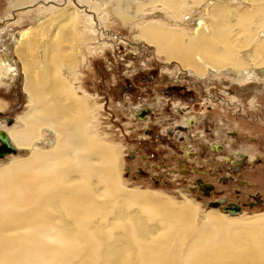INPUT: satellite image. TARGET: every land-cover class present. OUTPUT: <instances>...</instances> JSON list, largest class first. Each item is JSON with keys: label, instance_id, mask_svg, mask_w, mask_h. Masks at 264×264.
Masks as SVG:
<instances>
[{"label": "bare ground", "instance_id": "obj_1", "mask_svg": "<svg viewBox=\"0 0 264 264\" xmlns=\"http://www.w3.org/2000/svg\"><path fill=\"white\" fill-rule=\"evenodd\" d=\"M39 1L10 0L5 16L39 13L14 46L26 110L11 128L0 125L16 149L6 156L28 152L0 167V264H264V212L201 218L188 199L178 204L120 183L81 80L82 34L96 21L86 7L94 14L105 0ZM231 1L111 0L109 7L139 42L193 76L264 78V0ZM21 18L14 24L28 22ZM6 60L0 56V84L11 74Z\"/></svg>", "mask_w": 264, "mask_h": 264}, {"label": "rangeland", "instance_id": "obj_2", "mask_svg": "<svg viewBox=\"0 0 264 264\" xmlns=\"http://www.w3.org/2000/svg\"><path fill=\"white\" fill-rule=\"evenodd\" d=\"M9 1L0 0V56L8 58L6 62L12 66L10 79L5 78L0 84L2 129L14 126L16 118L26 110L24 76L14 46L21 29L32 26L31 20L39 18L36 11L29 12L27 17L19 16L28 22L15 25L20 19L17 12L26 10L23 9L14 12V19L5 21ZM108 1H103L105 5L102 2L103 7L94 14L86 7V15L96 21L86 23L88 28L92 26V33L82 34L81 49L87 66L81 80L87 94L95 99L98 137L115 151L120 183L128 190L157 193L178 204L188 199L196 205L201 218L209 211L225 220L263 213L264 78L256 76L247 82L225 72L203 79L193 76L139 42L131 26H124L113 17L111 0ZM104 12L108 13L107 18ZM196 19L192 23H197ZM79 95L83 93L80 91ZM212 97L216 100L204 103ZM143 109L147 113L138 119L137 113ZM185 119L194 124L186 125ZM177 126L186 130L180 131ZM46 137L51 138V134L47 132ZM27 155L21 149L17 155L0 159V167ZM197 180L214 187L208 196L199 189L189 191ZM223 199L226 202L221 206L239 202L242 212L229 216L219 207H204Z\"/></svg>", "mask_w": 264, "mask_h": 264}, {"label": "water", "instance_id": "obj_3", "mask_svg": "<svg viewBox=\"0 0 264 264\" xmlns=\"http://www.w3.org/2000/svg\"><path fill=\"white\" fill-rule=\"evenodd\" d=\"M261 72L264 75V68L261 70ZM7 121L10 123V120H7ZM11 153L12 154H15L16 153V149L10 144L9 138H8L7 134L5 133V131L0 130V159L4 158L6 155H9ZM196 182H197L196 185H198V187H201L202 186V183L204 184V182L202 180H197ZM207 186L213 187L212 185H209V184ZM203 195H205L204 192H203ZM225 202H226L225 199L219 200V201H215V202H210V203H206L205 204V207L206 208L207 207L208 208L209 207H211V208L221 207L222 210L224 212L228 213L229 215H234L235 213H238V212L241 211V208L237 204H231V205H228V206H221Z\"/></svg>", "mask_w": 264, "mask_h": 264}, {"label": "flooded vegetation", "instance_id": "obj_4", "mask_svg": "<svg viewBox=\"0 0 264 264\" xmlns=\"http://www.w3.org/2000/svg\"><path fill=\"white\" fill-rule=\"evenodd\" d=\"M210 99H212V100H216V98L215 97H212V98H208L207 100H204V103L206 102V101H209ZM218 102L217 103H219L220 102V100L218 99L217 100ZM179 112H181V110H179ZM141 113V114H140ZM145 113H147V112H145V109H143V110H141V111H139L138 113H137V118L138 119H143L144 118V115H145ZM143 115V116H142ZM141 117V118H140ZM185 123H186V125L188 124H191V125H193L194 124V121H192V120H190V119H185ZM177 128H179L180 129V131L182 130V131H185L186 130V127H182V126H177ZM187 153V155H193V153L192 152H186ZM249 154V153H248ZM253 159V158H252ZM236 163V162H235ZM237 168V167H236ZM201 182V181H200ZM196 183L197 182H195L194 183V187H190L189 188V191L190 192H194L196 189H200L201 190V192L203 191L204 193H205V196H208L209 194H210V191L214 188V187H209V186H207L208 184L207 183H205L204 182V184L202 183V186L201 187H198V185H196ZM202 192V193H203ZM209 193V194H208ZM196 200H200V198L199 197H196L195 198ZM239 202H237V203H235V204H237V205H239L238 204ZM229 205H231V204H229ZM221 210H222V208L221 207H219ZM241 208V207H240ZM241 211H242V209H241Z\"/></svg>", "mask_w": 264, "mask_h": 264}]
</instances>
